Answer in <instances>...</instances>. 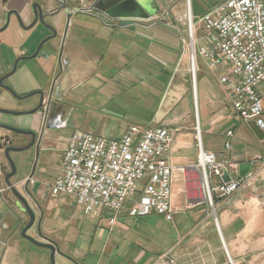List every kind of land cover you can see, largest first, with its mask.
Wrapping results in <instances>:
<instances>
[{
    "label": "crops",
    "instance_id": "1",
    "mask_svg": "<svg viewBox=\"0 0 264 264\" xmlns=\"http://www.w3.org/2000/svg\"><path fill=\"white\" fill-rule=\"evenodd\" d=\"M199 1L206 5V1L211 0ZM222 1L216 0L210 5H204L205 12ZM34 3L41 5L43 12L47 14L46 21L55 25L58 37L44 43L38 55L27 61L20 58L31 55L38 43L51 34L40 23L26 28L33 20ZM190 8L192 13L196 11L195 14L200 15L201 8H194L191 0ZM78 9L79 5H74L73 0H0V77L10 74L14 62L19 60L15 72L9 75L3 84L10 86L18 94L35 89L43 91L47 99L49 94L51 101L61 100L67 96L63 90L68 88L69 95H72L73 89L83 82V78L79 79L77 73L79 62L86 61L83 58L89 60L87 65L91 60L89 65L92 64L95 71L100 70L103 74L107 68L106 73L108 71L114 74V67L119 64L140 70L143 66L142 59L150 57L152 52L157 53L159 42L166 50L164 56L167 58L169 50L170 57H173L172 43L176 41L173 34L158 33L156 27L145 28L136 23L140 20H133L128 26H121L118 21V25L111 28L108 24H101L95 16L79 17L78 13L73 14ZM52 13L54 17L51 16ZM8 14L9 20L6 24ZM18 18L24 27L19 25ZM102 33H105L104 37L109 42L102 40L104 38L99 39L103 36ZM105 57L111 61L99 62ZM59 68L62 71L57 74ZM161 73V77L154 80L161 84L168 82L171 75L169 71L164 67ZM42 82L46 83L43 87ZM106 82H102L99 87L90 83L89 87L103 90L100 94L108 97L104 91ZM138 82L141 85L140 80ZM146 84L152 89L151 80ZM116 86L125 90L128 88L120 83ZM133 98L135 103H140L136 95ZM47 99V103H50ZM38 100L39 96L28 105H20L17 98L0 87L2 109L29 110ZM146 111V118L136 119L133 116L132 121L128 119L131 123H150L155 114L151 109ZM45 118L43 109L34 115L16 116L0 112V124L33 129L42 135L38 155L36 149L30 151L33 156L31 160L28 157L23 160L25 155L21 153H11L17 163L16 175L12 181L22 190L35 213V224L28 230L29 235L38 241L54 243L55 255L60 257L59 264H152L158 255L166 251L172 253L175 264H264V193H255L251 189L249 192L245 189L239 190L227 198L217 196L216 223L206 203H192L183 179V185H172V205L177 211L172 221L157 214L131 217L126 211L120 214L113 226H109L106 219L100 216L97 217L102 220L98 218L97 227L82 226L74 221L71 212L56 206V202L64 197L52 199L49 188L57 174L61 154L69 137L61 138L57 125L47 126L48 128L45 127L44 131H41ZM58 119H61V115ZM249 124L254 126L252 122ZM128 125L129 122L120 134L106 138L119 137ZM94 134L102 135L99 131ZM6 136L15 137L14 146H21L28 140L0 126V264H50L48 249L36 246L21 237L19 229L4 227L3 213L12 206L13 199L5 183L10 166L1 148L5 144ZM179 136L180 139H176L173 144L171 160L177 165H188L193 156H177L179 153L188 154L191 150V143L186 137L188 133H180ZM52 154L57 155L55 162H52ZM242 156H231L233 161L239 163V168L248 166L247 163L240 162L244 160L241 159ZM231 173L235 174V171ZM29 176L32 177L33 183L26 181ZM70 199L73 201V198ZM23 219L25 220L26 216ZM85 243L90 246L86 248Z\"/></svg>",
    "mask_w": 264,
    "mask_h": 264
},
{
    "label": "built area",
    "instance_id": "2",
    "mask_svg": "<svg viewBox=\"0 0 264 264\" xmlns=\"http://www.w3.org/2000/svg\"><path fill=\"white\" fill-rule=\"evenodd\" d=\"M185 6L183 22L192 43V60L196 52L210 68L225 67L219 78L225 100L239 119L264 130V0H223L202 14L198 24L190 0H185ZM196 25L202 34L194 48ZM47 102L43 101V111ZM181 130L178 125L130 123L114 138L74 130L50 195L73 198L85 214L104 217L109 226L123 211L131 217L157 214L172 221L177 212L172 205V179L174 172H180L184 183H191L192 203H206L216 223L217 201L212 195L227 198L239 190L264 188V158L243 176L237 173L238 164L228 158L231 130L226 132L222 151L204 149L197 135L196 162L173 163L172 147ZM224 173L229 175L227 181L222 179ZM26 181L33 183L30 176ZM152 264H175V258L166 251Z\"/></svg>",
    "mask_w": 264,
    "mask_h": 264
},
{
    "label": "rangeland",
    "instance_id": "3",
    "mask_svg": "<svg viewBox=\"0 0 264 264\" xmlns=\"http://www.w3.org/2000/svg\"><path fill=\"white\" fill-rule=\"evenodd\" d=\"M94 1L73 0L74 5H79V9L76 12L73 11V14L78 13L77 15L79 17L95 16L101 24H108L111 28L114 25H118L119 20L109 19L107 16L91 9L90 6ZM191 1L194 8L197 6L201 8L200 15H196V11L192 13L195 17V24H198V18L206 10L205 6L212 4L211 2H215L216 0L206 1V5L199 0ZM141 3L150 16L157 14L145 21L135 20L137 21L136 23L148 29L149 27H156L158 28V33L166 32L173 34L176 38V41L172 43L173 57H170L171 52L169 50L167 51V58L164 56L166 50L162 47L163 44L159 42L157 53L152 52L150 57H144L142 59L143 66L139 68L140 70L137 67H124L122 64H119L114 67V71H116L114 74L108 71L106 73L107 68L106 70L104 69L105 72L103 74L100 73V70L95 71L94 66L92 64L89 65L92 63L91 60L87 65L86 63L89 60L83 58L86 61H80V66L77 70L78 78H83V82L79 83L76 89H73L72 95H69L68 88L63 90L67 94L65 98L62 97V99L64 98L63 101H61L62 99L52 100L47 104V108L45 109V127L48 128L52 125H57V128H59L57 132L63 139L68 138L72 130H88L94 133L99 131L104 137H108L109 135L120 134L128 122L129 124L131 123L130 120L132 121L131 118L133 116L136 119L146 118V110L151 109L155 115L153 121L146 123L147 125H178L182 129L180 132L181 135L185 132L188 133L186 137L191 143L189 148L191 150L188 154H177L179 158L193 156V159H190L188 165L196 162L198 144L196 138L197 129L200 132V142L203 148L213 152L223 150L226 141V132L231 130L234 136L230 139L231 147L227 152V156L232 160L231 156L235 154L243 155L240 158L244 160L240 162L247 163L248 165L247 167L241 166L239 168V163L232 160L238 164V175L243 176L250 170L256 168L257 162L264 158V130L255 122H252L254 127L249 122H244L239 119L231 109L229 103L225 100L223 89L219 84V78L223 72H226L225 67L220 69L210 68L206 60L195 52V70H193V61L191 59L192 43L183 22V15L186 11L185 0H157V2L154 0H146L147 5L144 2ZM91 14L94 15L92 16ZM104 34L102 33L103 36L99 37V39L104 38L102 40L106 41L107 38L104 37ZM201 34L202 30L200 26L196 25V32L193 35L195 39L194 48L199 46V37ZM32 59L27 61H31ZM107 61L110 62L111 60H108V57H105L103 61L99 60V62L105 63ZM164 67L171 75L168 77V82L161 84L154 79L161 77L162 68ZM61 71L59 68L57 74ZM193 77L195 78L197 87L196 99L193 94ZM137 79L140 80L141 85ZM150 80L152 89L148 88L146 84L147 82L150 83ZM102 82L107 83L104 85V91H106L108 97L100 94L103 90H98V88L96 90L89 87L90 83L94 87H99ZM118 83L128 88L126 90L124 88L120 89L116 86ZM45 84L42 82L41 86L43 87ZM34 91L36 90L34 89ZM30 92H33V90L17 94L24 96ZM134 95H136L142 105L138 101L135 103ZM37 98L38 95H32L27 98L17 99V102L20 105H28V103L35 101ZM195 104L198 105V112L195 111ZM18 110L24 111L26 109ZM59 115H61L60 120L58 119ZM262 120L264 121V116ZM137 123L145 124L142 121ZM102 125L106 126L102 127ZM19 135L24 138L28 137L24 134ZM179 135L176 138L177 140L180 139ZM30 151L27 150L18 153H21L23 156L25 155L24 157H28L31 160L33 156L30 154ZM52 157V162H55L57 155L52 154ZM11 158L17 167L15 159L12 156ZM177 177L179 181H177ZM173 184L183 185L180 172L173 173ZM185 187L187 189L189 188L188 193L192 197L193 191L190 190L191 183H187ZM245 190L249 192L250 189ZM251 190L255 193H261L264 191V188L259 185V187L252 188ZM212 198L216 202V196L212 195ZM52 199L58 200L59 198ZM56 206H59L61 210L71 212L73 214V220L79 222L82 226L89 225L97 227L99 225L97 221L100 217H91L85 214L75 203L74 199L72 201L69 196L57 201ZM214 213L216 216L217 208H215ZM85 246L87 248L90 244L85 243ZM92 254L93 252L91 250L90 257H92ZM59 261L60 257L55 255V264H59Z\"/></svg>",
    "mask_w": 264,
    "mask_h": 264
},
{
    "label": "water",
    "instance_id": "4",
    "mask_svg": "<svg viewBox=\"0 0 264 264\" xmlns=\"http://www.w3.org/2000/svg\"><path fill=\"white\" fill-rule=\"evenodd\" d=\"M170 1V0H167ZM144 2L146 5V0H116L113 2V0H109V3L107 2V5L101 9V12L107 16L109 19L113 20H119L121 26H128L133 23V20H147L151 16L147 13L145 8L142 6V3ZM32 10H33V20L30 23V25L26 28H31L35 24L40 23L44 28L48 29L51 34L44 37L37 45L35 51L28 56L21 57L20 59L23 60H29L34 57H36L43 46L44 43L56 39L58 37L57 29L54 24L49 23L46 21L47 14L43 12V9L40 4L34 3L32 5ZM51 16H55L52 15ZM9 20V14L7 16V22ZM18 23L21 27H24L21 20L18 18ZM18 59L14 62L13 68L8 75H4L0 77V87L6 89L17 99H23L27 98L32 95H39V100L37 106H35L32 109L26 110V111H13V110H7V109H2L0 108L1 113H6V114H11V115H34L38 113L42 106H43V91L36 90L33 92H30L27 95L20 96L15 91L8 85L3 84V81L11 74H13L16 70ZM195 87V78L193 77V94L194 98L196 99V93L194 90ZM195 111H196V104H195ZM1 127L12 131L17 134H24L27 136H30V142L26 145L23 146H14L11 144L9 137L6 136L4 137V146H1L3 150V155L6 158L9 166H10V171L9 173L6 174L5 176V183L9 190L12 193L13 199H12V206L8 207V210L3 213V223L5 228L13 229V230H18L19 229V234L21 237L25 238L26 240L30 241L36 246L46 248L50 251V264H55V252H56V246L54 243L50 241H38L31 235H29L27 232L29 229H31L34 224H35V213L33 209L31 208L30 204L28 203V200L26 199L24 193L22 190H19L17 185L12 181L13 177L16 175V165L13 162L11 158V153L12 152H24L27 150H31L32 148H36L38 146V141H37V133L33 129H23V128H18L14 126H10L7 124H0ZM198 138L200 133L198 132ZM27 157H25L23 160H26ZM222 179L224 181H227L229 179L228 173H224L222 176ZM26 216V219L24 220L23 218Z\"/></svg>",
    "mask_w": 264,
    "mask_h": 264
},
{
    "label": "flooded vegetation",
    "instance_id": "5",
    "mask_svg": "<svg viewBox=\"0 0 264 264\" xmlns=\"http://www.w3.org/2000/svg\"><path fill=\"white\" fill-rule=\"evenodd\" d=\"M116 0H113V2H115ZM107 2L109 3V0H97L96 2H94L91 6H90V8L91 9H93V10H95L96 12H99L100 14H103L102 12H101V9L102 8H104L105 7V5H107ZM53 15H54V13H52ZM104 15V14H103ZM39 96V95H38ZM43 99L45 100V99H47L46 98V96H45V94L43 95ZM47 100H49V94H48V99ZM51 101V99L49 100V102ZM38 104V103H37ZM37 104H35L34 106H33V108L35 107V106H37ZM42 109V108H41ZM44 129H45V124H44V126H43V129L41 130V131H44ZM35 131V130H34ZM14 133V132H13ZM36 133H37V131H36ZM37 141H38V146L36 147V148H32V149H36V154L38 155V147H39V143H40V141H41V139H42V135H40V133L38 132L37 133ZM27 141H26V143L25 144H23V145H26V144H28L29 142H30V136H28L27 137ZM9 140H10V142H11V144L12 145H14V143H15V137H9ZM23 145H21V146H23Z\"/></svg>",
    "mask_w": 264,
    "mask_h": 264
},
{
    "label": "bare ground",
    "instance_id": "6",
    "mask_svg": "<svg viewBox=\"0 0 264 264\" xmlns=\"http://www.w3.org/2000/svg\"><path fill=\"white\" fill-rule=\"evenodd\" d=\"M192 46V45H191ZM191 55H192V53H191ZM192 58H193V55H192ZM191 58V59H192ZM193 61V70H195V63H194V60H192ZM194 90H195V93H196V96H197V87H196V83H195V87H194ZM196 111L198 112V105L196 104ZM199 131V130H198ZM200 133V132H199Z\"/></svg>",
    "mask_w": 264,
    "mask_h": 264
},
{
    "label": "trees",
    "instance_id": "7",
    "mask_svg": "<svg viewBox=\"0 0 264 264\" xmlns=\"http://www.w3.org/2000/svg\"><path fill=\"white\" fill-rule=\"evenodd\" d=\"M102 10H103V8H102ZM185 33V32H184ZM135 123H137V122H135ZM137 124H140V123H137ZM140 125H144V126H146L147 124H140Z\"/></svg>",
    "mask_w": 264,
    "mask_h": 264
}]
</instances>
